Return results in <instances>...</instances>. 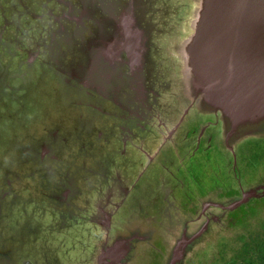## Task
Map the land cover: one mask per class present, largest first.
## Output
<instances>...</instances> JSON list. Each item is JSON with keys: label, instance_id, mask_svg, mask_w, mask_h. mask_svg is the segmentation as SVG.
I'll list each match as a JSON object with an SVG mask.
<instances>
[{"label": "rangeland", "instance_id": "1", "mask_svg": "<svg viewBox=\"0 0 264 264\" xmlns=\"http://www.w3.org/2000/svg\"><path fill=\"white\" fill-rule=\"evenodd\" d=\"M201 7L0 0V264H125L113 241L126 264H167L205 224L177 264H225L257 229L264 195L211 204L264 183V164L237 180L231 151L264 124L228 137L203 104L186 51Z\"/></svg>", "mask_w": 264, "mask_h": 264}, {"label": "water", "instance_id": "2", "mask_svg": "<svg viewBox=\"0 0 264 264\" xmlns=\"http://www.w3.org/2000/svg\"><path fill=\"white\" fill-rule=\"evenodd\" d=\"M186 51L192 83L203 94L204 105L222 111L228 137L264 124V0H202ZM231 151L235 156L234 149ZM263 195L261 183L244 190L228 204H211L233 210ZM206 228L205 224L188 237L183 232L173 245L167 264L183 259L185 246ZM148 236L133 232L129 238L143 242L150 239ZM131 247L123 249L122 242L113 241L105 254L111 260L126 257L127 263Z\"/></svg>", "mask_w": 264, "mask_h": 264}, {"label": "trees", "instance_id": "3", "mask_svg": "<svg viewBox=\"0 0 264 264\" xmlns=\"http://www.w3.org/2000/svg\"><path fill=\"white\" fill-rule=\"evenodd\" d=\"M238 155L237 180L243 169L251 168L256 171L259 166L264 164V139L243 144L239 148ZM256 228L255 231L240 235L237 249L225 264H264V218Z\"/></svg>", "mask_w": 264, "mask_h": 264}, {"label": "flooded vegetation", "instance_id": "4", "mask_svg": "<svg viewBox=\"0 0 264 264\" xmlns=\"http://www.w3.org/2000/svg\"><path fill=\"white\" fill-rule=\"evenodd\" d=\"M203 163V162H202ZM236 163H237V156L235 155L234 156V160H233V172H235V177H236V168H237V166H236ZM199 164V163H198ZM236 180V179H235ZM193 182V181H192ZM182 187H184V186H182ZM254 199H260V197H254ZM181 200V199H180ZM184 201H185V199H183ZM182 200V201H183ZM184 203H186V202H184ZM248 205H250V203L248 204ZM243 206H244V204H243ZM241 207V206H240ZM100 209H101V211H103L105 208H102V207H100ZM106 212H108L107 213V215H105V218H107V219H109L110 218V213H109V211L106 209Z\"/></svg>", "mask_w": 264, "mask_h": 264}]
</instances>
